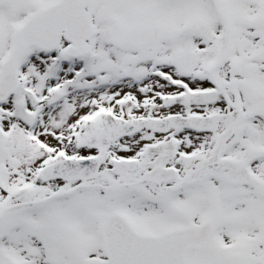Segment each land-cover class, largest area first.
I'll list each match as a JSON object with an SVG mask.
<instances>
[{
    "label": "snow or ice",
    "instance_id": "obj_1",
    "mask_svg": "<svg viewBox=\"0 0 264 264\" xmlns=\"http://www.w3.org/2000/svg\"><path fill=\"white\" fill-rule=\"evenodd\" d=\"M0 264H264V0H0Z\"/></svg>",
    "mask_w": 264,
    "mask_h": 264
}]
</instances>
